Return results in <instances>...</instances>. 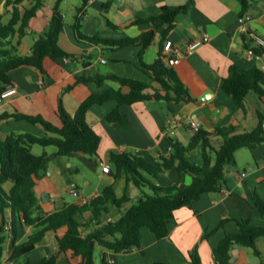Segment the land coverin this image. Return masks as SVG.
Returning <instances> with one entry per match:
<instances>
[{"label":"crops","instance_id":"1","mask_svg":"<svg viewBox=\"0 0 264 264\" xmlns=\"http://www.w3.org/2000/svg\"><path fill=\"white\" fill-rule=\"evenodd\" d=\"M57 1L46 0L45 6L30 21L27 35L22 38L18 48L21 55H29L34 42L48 28ZM68 1L63 0L60 6L64 29L59 37V45L69 57L46 60V75L33 67L12 71L10 76L17 94L10 99L0 98V115L6 112L41 115L59 126L56 112L60 102L73 116L90 95L119 88L110 81L102 86L88 83L74 87L77 77L116 75L150 83V75L141 68V62L147 66L154 64L160 52L164 53L163 47L167 41L173 44L174 56H181L180 63L172 67L193 101L181 104L145 101L133 106H121V114L128 118L124 126L107 120V116L116 109V102L108 101L93 106L87 114V122L101 138L97 159L85 156L62 158L56 155L54 147L33 146L35 155L47 153L56 156L55 159L47 156L50 158L48 169L35 187L41 210L45 213H54L56 207L64 204L83 205L97 197L106 187H112L118 198H129V202L120 208L111 207L106 219L115 221L138 201L142 192L122 170H117L110 160L111 153L130 154L153 163L173 153L171 138L184 146L189 144L191 123L212 132L216 128L229 127L232 121L237 120L244 131L251 132L258 125L259 116L264 117V98L250 93L244 109H239L222 90L223 81L232 66L245 70L258 68L264 72V55L261 59L249 60L239 33L242 25H246L264 39V0H90L83 9V0L80 5H72V8L68 6ZM190 1L188 9L176 17L174 26L165 35V30H161L143 54L141 46L131 45L113 51L102 46L79 43L75 38L73 25L76 22L80 23L81 31L87 36L114 40L138 37L150 27L131 25L135 19L158 16L163 7H184ZM30 5L29 2L25 3L26 7ZM64 7L71 11L72 20L65 19ZM116 9H123L124 12H115ZM3 11L4 3L0 6V12ZM104 16L114 25L121 26L120 29L106 27ZM204 36H208L209 41L188 52V46L202 40ZM17 41L16 36L13 42ZM151 84L147 93L159 88L158 84ZM71 86L73 88L70 89ZM11 134L46 135L40 126L9 120L0 126V137ZM36 146L40 148L36 150ZM197 153L200 154L199 162ZM188 159L200 166V148L188 155ZM51 165L54 167L51 168ZM104 166H109V172L103 171ZM177 179V171L170 170L154 182L158 186L169 187ZM192 181V177L187 175L181 187L189 186ZM11 186L9 182L5 185L7 190ZM255 195L264 201V143L253 149L243 148L236 152L234 163L226 168V185L220 193L205 194L191 208L183 207L175 211L166 238L158 239L149 229H143L142 249L117 254L97 247L96 264H191L190 253L194 251L202 264H216L214 250L226 236L239 233L238 223L249 222L252 227L264 226V218L254 204ZM6 217L10 225L9 210ZM90 218L91 213L86 212L79 217V221L87 224ZM223 221L225 223L220 225ZM39 230L19 227L16 245L25 243ZM89 231L85 228L83 234ZM64 234V229L56 234H47L31 252L12 264H40L44 258L58 252L57 236L63 237ZM7 235L0 264H9L12 254V236L10 233ZM206 235L210 237L206 238ZM257 248L260 257H256L250 248L234 247L230 263L264 264V238L258 239ZM56 264H80V257L63 253L57 257Z\"/></svg>","mask_w":264,"mask_h":264},{"label":"trees","instance_id":"2","mask_svg":"<svg viewBox=\"0 0 264 264\" xmlns=\"http://www.w3.org/2000/svg\"><path fill=\"white\" fill-rule=\"evenodd\" d=\"M89 1L83 0L82 9ZM27 2L31 4L29 7L25 6ZM62 2L63 0H58L55 3L49 26L34 42L31 53L21 55L18 49L20 42L27 35L30 21L45 6L46 0H0V6L4 3V11L0 12V97L9 87L15 86L10 76L12 71L21 67H33L42 75H46V60L56 61L69 57L59 45V37L64 29V17L60 9ZM190 4L191 1L184 7H163L158 16L135 19L131 25L150 27L138 37L114 40L87 36L81 31L80 23L76 22L73 25L75 38L79 43L102 46L113 51L131 45L141 46L143 54L152 45L156 35L161 30H165V35V32L174 26L176 17L185 12ZM104 22L110 29L119 30L121 27L111 23L106 16ZM16 36L18 41L14 43ZM242 40L246 50L257 56L264 55V48L256 47L246 36H242ZM172 57L160 52L154 64L147 66L141 62V68L150 75V83L116 75L77 77L74 87L88 83L102 86L106 81H110L116 83L119 88H110L102 94L90 95L73 116L60 102L56 112L59 126L41 115L7 112L0 115V126L9 120L26 121L31 125L40 126L46 133L41 137L31 134L0 137V260L4 254L8 233L12 236V254L9 259V264H12L31 252L47 234H56L62 229L65 234L63 237L57 236L58 252L44 258L40 264H56L57 257L63 253L80 257V264H96L97 247L117 254L140 250L143 246V229H149L158 239L166 238L175 211L183 207L191 208L193 203L205 194L220 193L226 185V168L234 163L236 152L243 148L253 149L264 143V117L259 116L258 125L251 132L244 131L240 122L234 120L229 127L216 128L212 132L199 128L192 133L187 146L171 138L173 153L153 163L130 154L111 153L110 160L117 170H122L128 180L142 192L138 201L120 218L115 221L106 219L110 215L111 207L120 208L129 202L128 197L118 198L112 187H106L97 197L83 205L64 204L56 207L55 212L51 214L42 211L35 187L37 181L45 176H41L39 172L47 171L50 158L35 155L32 147H54L56 155L62 158L85 156L97 159L101 138L87 122V114L93 106L103 105L108 101L116 102V109L107 116V120L112 124L119 123L124 126L128 123V118L121 114V106H133L145 101L176 104L192 102V97L179 80L174 67L168 64V59ZM151 83L158 84L159 88H153V93H147L152 87ZM222 90L231 97L236 107L244 109L245 100L250 93L264 98V72L258 68L245 70L232 66L223 81ZM198 148L201 150L200 166L192 164L188 159V155ZM170 170H176L178 173L176 183L169 187L156 185L154 180ZM187 175L191 176L193 181L189 186L182 188L181 184ZM8 182L12 184L9 190L5 187ZM254 204L264 218V201L255 195ZM7 210L11 212L10 225L7 223ZM86 212L91 213V218L87 224H82L79 217ZM224 223L225 221L220 225ZM238 225L239 233L226 236L214 250L216 264H231V252L236 246L250 248L256 257H260L257 241L264 238V226L252 227L249 222ZM19 227L40 230L31 235L25 243L16 245ZM85 228L90 231L84 235ZM209 237L210 235H206V238ZM190 263L202 264L195 251L190 253Z\"/></svg>","mask_w":264,"mask_h":264},{"label":"built area","instance_id":"3","mask_svg":"<svg viewBox=\"0 0 264 264\" xmlns=\"http://www.w3.org/2000/svg\"><path fill=\"white\" fill-rule=\"evenodd\" d=\"M247 1L251 2L253 0H247ZM239 33L242 36H246L247 38H249V40H251L256 47L264 48V39L261 36H259L258 34H256L255 32H253L248 26L242 25V27L239 30ZM208 41H209L208 36H204L202 40H199V41H196V42L190 44L188 46V52H192L198 46H200L202 43L208 42ZM163 51H164L165 54H167L169 56H173L172 58L168 59V64L170 66H176V65H178L180 63L181 56H179V55L174 56L175 52H174L173 44H172L171 41H167L164 44ZM247 53H248V59L249 60H258V59L262 58L261 56L255 55L250 50H247ZM16 94H17V88H16V86H13V87H9L6 91H4L0 98H2L4 100L5 99H10L13 96H15ZM190 128H191L190 132L194 133L195 131H197L199 129V125L196 124V123H191L190 124ZM109 170H110L109 166H104L103 167V171L104 172L107 173V172H109ZM109 221H111V220H109Z\"/></svg>","mask_w":264,"mask_h":264},{"label":"rangeland","instance_id":"4","mask_svg":"<svg viewBox=\"0 0 264 264\" xmlns=\"http://www.w3.org/2000/svg\"><path fill=\"white\" fill-rule=\"evenodd\" d=\"M102 1H103V0H102ZM81 2H82V0H69V1H68V6L72 8V5H80ZM64 11H65V13H66V14H65L66 18H65V19H66L67 21L72 20L73 17H72L71 11L68 10L66 7H64ZM115 12L123 13L124 10H123V9H120V10L116 9ZM113 13H114V12H113ZM35 148H36V150H38L40 147L36 146ZM245 152H246V151H245ZM196 156H197V159H198V162H199V161H200V154L197 153ZM145 191H146L147 193H149V191H148L147 189H145ZM112 217H115V215H112Z\"/></svg>","mask_w":264,"mask_h":264},{"label":"water","instance_id":"5","mask_svg":"<svg viewBox=\"0 0 264 264\" xmlns=\"http://www.w3.org/2000/svg\"><path fill=\"white\" fill-rule=\"evenodd\" d=\"M43 156H44V157L49 156V157L52 158V159H55V157H56L55 155H48L47 153H44ZM53 167H54V166L51 165V168H53ZM44 173H45L44 170H40V172H39V174H40L41 176L44 175ZM44 196H45V195H43L42 197L44 198Z\"/></svg>","mask_w":264,"mask_h":264}]
</instances>
